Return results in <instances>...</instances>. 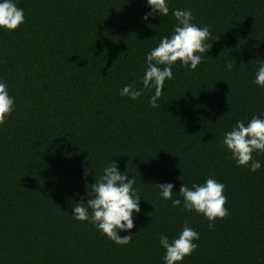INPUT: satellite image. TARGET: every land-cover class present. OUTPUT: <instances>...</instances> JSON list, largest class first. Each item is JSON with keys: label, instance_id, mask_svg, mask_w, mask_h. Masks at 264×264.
Returning a JSON list of instances; mask_svg holds the SVG:
<instances>
[{"label": "trees", "instance_id": "trees-1", "mask_svg": "<svg viewBox=\"0 0 264 264\" xmlns=\"http://www.w3.org/2000/svg\"><path fill=\"white\" fill-rule=\"evenodd\" d=\"M3 2V0H0ZM25 14L0 29V82L14 110L0 125V264H164L161 234L171 242L185 223L198 248L180 264H264V153L261 168L238 166L222 144L237 120L264 118V0H167L169 15L147 0H14ZM190 9L216 40L192 71L174 65L153 108L142 89L146 56ZM232 62L231 71L226 65ZM112 161L139 190L140 213L127 245L74 219L91 184ZM87 173V174H86ZM225 185L229 215L209 228L183 210L182 184ZM171 183L173 207L157 185Z\"/></svg>", "mask_w": 264, "mask_h": 264}, {"label": "clouds", "instance_id": "clouds-1", "mask_svg": "<svg viewBox=\"0 0 264 264\" xmlns=\"http://www.w3.org/2000/svg\"><path fill=\"white\" fill-rule=\"evenodd\" d=\"M151 12L143 17L157 13L161 17L169 15L167 0H147ZM177 24L170 36H164L158 46L154 47L146 56L147 69L142 77V89L136 87V83L128 84L120 91L121 96H127L136 100L145 91L154 89V95L150 98V105L158 108L157 101L163 95L166 80L173 79L172 68L174 65L183 66L189 70H196L198 65L204 62V54L208 53L212 44L207 43L218 37H213L207 26L200 27L193 23L195 19L190 9L172 12ZM25 22V14L14 0L0 2V29L7 31L18 30ZM226 67L231 71L234 67L229 62ZM258 86L264 87V62L256 73L254 81ZM14 98L9 95L8 85L0 82V125L7 122V118L14 110ZM222 144L231 153L230 158L235 160L238 166L247 167L251 172L261 168L259 161L253 158V153H264V118L253 116L245 124L243 120H237L231 131L224 134ZM87 174V173H86ZM136 178H129L127 172H121L115 161H112L103 169L102 175L91 184V192L87 191L86 202L76 203L73 217L80 222L92 223L101 233L117 245H127L132 240V235L121 236L120 232L130 231L135 227L134 213H140L139 190L133 186ZM163 199L171 200L173 207L181 205L180 199H173L174 185L171 183L157 185ZM225 185L209 177L206 182L193 184L191 188L182 184L179 194L183 197V210L195 211L202 214L209 221V228H213L219 219H225L229 215L226 207L228 202L224 194ZM200 239L199 233L185 223L178 238L171 242L168 237L161 234L159 237L161 246L166 250L163 257L164 264H180L185 257H189L198 248L194 241Z\"/></svg>", "mask_w": 264, "mask_h": 264}]
</instances>
